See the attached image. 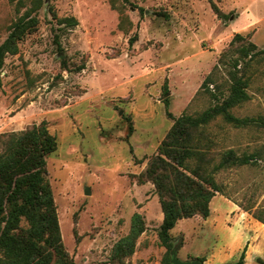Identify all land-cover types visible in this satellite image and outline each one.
<instances>
[{
	"label": "rangeland",
	"instance_id": "obj_1",
	"mask_svg": "<svg viewBox=\"0 0 264 264\" xmlns=\"http://www.w3.org/2000/svg\"><path fill=\"white\" fill-rule=\"evenodd\" d=\"M38 3L0 0V46L18 16ZM33 16L37 30L5 58L0 134L45 122L56 137L47 179L63 246L75 264H118L116 247L137 214L145 231L133 255L119 264H164V213L145 177L149 163L174 124L169 113L196 116L221 105L237 79L247 83L250 99L231 113L255 123L236 128L218 117L207 130L214 142L210 159L216 165L234 150L259 160L217 174L223 194L217 196L252 217L264 212V54L241 58L251 42L264 49V0H43ZM71 17L79 22L76 28L59 25ZM237 34L244 39L232 44ZM210 77L213 83L204 89ZM218 202L226 218L231 205L221 197ZM226 225L234 226L216 233L200 217L180 221L171 233L178 259L237 263L247 247L238 254V224ZM251 229L258 237L246 264H264V226L254 222Z\"/></svg>",
	"mask_w": 264,
	"mask_h": 264
},
{
	"label": "trees",
	"instance_id": "obj_2",
	"mask_svg": "<svg viewBox=\"0 0 264 264\" xmlns=\"http://www.w3.org/2000/svg\"><path fill=\"white\" fill-rule=\"evenodd\" d=\"M123 2L129 4L130 0ZM42 6L43 0H39L32 11L18 16L12 24L9 37L0 46V76L7 55L17 54L19 43L37 30L40 22L33 15ZM58 22L69 29L79 25L74 17ZM237 39L244 38L237 34L232 44ZM59 49L62 54L60 45ZM253 52L264 54V49L258 50L251 42L242 48L241 58ZM62 67L69 69L65 59ZM84 69L81 66L77 71ZM212 83L211 77L207 78L203 88L209 89ZM246 87V82L237 79L228 99L199 115L174 118L169 113L174 124L145 174L156 188L164 213L159 232L161 244L167 249L164 264H172L171 252L176 247L171 233L177 224L198 217L207 220L213 199L223 195L216 175L236 166L258 163L257 154L240 156L234 150L225 151L216 165L210 159L214 142L207 136V130L218 117L222 116L236 128L255 123L253 119L237 118L231 113L232 108L250 99ZM165 102L169 106V101ZM57 149V139L45 122L24 132L0 134V264H75L63 246L53 190L47 179V159ZM253 218L264 225V212L254 214ZM144 231L145 224L137 214L130 234L116 247L114 260L118 264L133 255L136 240ZM246 251L235 264H246ZM199 260L205 262L203 258Z\"/></svg>",
	"mask_w": 264,
	"mask_h": 264
},
{
	"label": "crops",
	"instance_id": "obj_3",
	"mask_svg": "<svg viewBox=\"0 0 264 264\" xmlns=\"http://www.w3.org/2000/svg\"><path fill=\"white\" fill-rule=\"evenodd\" d=\"M221 197L227 201L231 207L228 212H226L225 217L226 218H221L222 213V207L218 203L214 205V201L218 198ZM243 217H246V224L243 221ZM229 220L233 221L234 224L238 227V231L240 232L241 236L240 239L238 240L239 242V247H238V254H240L241 250H243L245 247H247V258L246 260L249 259V256H253L251 253L253 246L256 244L255 239H257V233L255 231H252L251 226L252 223L257 222L261 225L262 223L258 222L255 220L250 214L243 212L237 204H235L233 201H230L229 199L225 198L224 196H216L212 203H211V215L207 220L204 221V227L206 229H212L216 233H219L221 231H228L232 229V227H229L228 222ZM264 226V225H263ZM234 232V231H232ZM236 235V234H234ZM257 236V237H256ZM257 255V254H256ZM220 260H223L221 257Z\"/></svg>",
	"mask_w": 264,
	"mask_h": 264
},
{
	"label": "water",
	"instance_id": "obj_4",
	"mask_svg": "<svg viewBox=\"0 0 264 264\" xmlns=\"http://www.w3.org/2000/svg\"><path fill=\"white\" fill-rule=\"evenodd\" d=\"M48 1H50V0H47V2ZM90 193H91V191H90V189H86V191H85V194L86 195H90ZM177 253H178V251H177V248H175V250L172 252V263L173 264H203L201 261H199V260H195V261H189V262H182V261H180L179 259H178V257H177Z\"/></svg>",
	"mask_w": 264,
	"mask_h": 264
}]
</instances>
